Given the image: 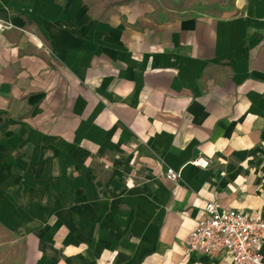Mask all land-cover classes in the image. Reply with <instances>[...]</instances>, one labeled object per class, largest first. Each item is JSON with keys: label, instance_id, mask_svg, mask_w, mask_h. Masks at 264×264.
I'll return each instance as SVG.
<instances>
[{"label": "crops", "instance_id": "0c3cea01", "mask_svg": "<svg viewBox=\"0 0 264 264\" xmlns=\"http://www.w3.org/2000/svg\"><path fill=\"white\" fill-rule=\"evenodd\" d=\"M102 8L0 0V225L18 264H230L184 247L207 203L264 218V0Z\"/></svg>", "mask_w": 264, "mask_h": 264}, {"label": "built area", "instance_id": "2783aa9c", "mask_svg": "<svg viewBox=\"0 0 264 264\" xmlns=\"http://www.w3.org/2000/svg\"><path fill=\"white\" fill-rule=\"evenodd\" d=\"M4 28L0 25V32ZM164 176L168 181L176 182L180 179V171L166 168ZM263 245L264 218L210 202L190 231L184 250L209 257L224 254L230 264H264Z\"/></svg>", "mask_w": 264, "mask_h": 264}, {"label": "rangeland", "instance_id": "374dc122", "mask_svg": "<svg viewBox=\"0 0 264 264\" xmlns=\"http://www.w3.org/2000/svg\"><path fill=\"white\" fill-rule=\"evenodd\" d=\"M102 0H90L91 8L97 5L102 7ZM104 1V0H103ZM102 1V3H104ZM157 2L156 8L160 10H171L174 15H180L185 11L217 13L232 3V0H171L167 5L166 0H151ZM1 232V231H0ZM22 240L14 237L10 232L0 233V264H18L22 259L23 254Z\"/></svg>", "mask_w": 264, "mask_h": 264}, {"label": "trees", "instance_id": "16d2710c", "mask_svg": "<svg viewBox=\"0 0 264 264\" xmlns=\"http://www.w3.org/2000/svg\"><path fill=\"white\" fill-rule=\"evenodd\" d=\"M84 1H87V0H84ZM103 1V0H102ZM102 1H101V3H102ZM130 1H133V0H104L103 2L104 3H102V4H104L102 7V12H101V14H100V18H102L103 17V15L108 11V10H110L113 6H115V5H120V4H124V3H128V2H130ZM152 2V4L154 5V6H157V2H154V1H151ZM166 2H167V5H169L170 4V2H171V0H166ZM0 233L1 234H4L5 235V233H7L8 231L3 227V226H1L0 225ZM11 261H14L13 259L12 260H10V263L9 264H11Z\"/></svg>", "mask_w": 264, "mask_h": 264}]
</instances>
